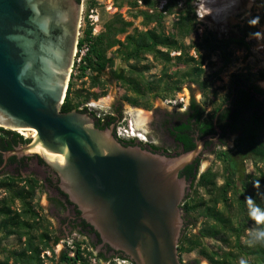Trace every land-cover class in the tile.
<instances>
[{"label":"water","instance_id":"obj_1","mask_svg":"<svg viewBox=\"0 0 264 264\" xmlns=\"http://www.w3.org/2000/svg\"><path fill=\"white\" fill-rule=\"evenodd\" d=\"M81 9L78 0H0V128L35 131L4 158H41L113 251L135 264H183L180 206L190 188L179 173L215 139L172 157L124 146L113 125L99 129L85 112H61Z\"/></svg>","mask_w":264,"mask_h":264},{"label":"trees","instance_id":"obj_2","mask_svg":"<svg viewBox=\"0 0 264 264\" xmlns=\"http://www.w3.org/2000/svg\"><path fill=\"white\" fill-rule=\"evenodd\" d=\"M180 1L166 0L159 11L155 4L143 1L147 10H141L137 15L142 18V24L145 27L141 31L133 29L131 33H128V30L132 27V22L126 21L118 13L110 16L103 22L101 32L95 37L91 35V27L87 25L83 41L89 42V51L84 58V64L80 66L79 76H84L86 72H91V80L95 83L108 70L112 80L121 82L128 87V90L135 97H125V99L136 106L139 98L154 94L165 79L168 81L172 78L171 75L167 74V68L173 61L187 58V61L190 63V70L181 77L189 83L196 84L204 91L207 83L200 81V76L203 74L201 69L202 62H196L192 56H189L188 50L192 46H185L181 41L187 38L194 30L196 31V19L190 8V1L184 0L183 3ZM179 3H181L183 8L175 12L174 10ZM129 6L135 8L137 3H129ZM171 15L175 16L172 32L166 33L164 18ZM121 37L123 38L121 39ZM232 45L245 49L249 47L243 37L240 39L218 40L215 35L205 33L202 35L199 48L211 53L217 52L224 64L227 65L230 60V48ZM112 49H115L114 52L126 62L128 68L127 74L129 76L112 69L114 64L113 58L108 56V53ZM176 52L179 55L171 56L172 53ZM145 56H151L153 60L163 64L161 70L163 78H160L157 83L141 80V75L148 68L144 66L141 67V70H137V65L141 64ZM250 76L243 74H233L231 76L230 91L223 103L228 107L222 109L223 111L220 112L217 126L224 131L229 130L230 132L240 133L234 141L233 148L234 154L237 157L249 158L254 162H263L264 90L255 84ZM255 79L258 82L264 81V71H259L255 75ZM165 87L170 92L180 90L179 87H172V84L169 85L168 82L165 83ZM71 88V83H68L66 95L60 107V111L63 113L72 110L79 111L78 105L73 103L70 97ZM191 103L193 107L199 109V104L195 100L192 99ZM219 108H215L209 114L207 122L201 130L202 133L213 132L212 123ZM203 113L204 110L200 108L197 123L200 121L199 119ZM107 119L114 120L108 116L98 117L95 126L99 129H104L107 125ZM176 140L184 143L189 148L193 146L186 137L177 136ZM28 143L29 140L17 132L0 128L1 152ZM221 155L226 160L229 159V162H233V157H230L227 152H223ZM195 164L198 165L199 162L196 161V163L187 166L179 173L180 177H185L186 180L191 179L192 182L190 184V191L180 206L185 227L178 243V253H189L199 250V254L208 264H241V261H245L246 264H264V244H258L254 248L241 241L247 224L253 222L248 214L249 210L245 197L252 196L256 204L261 208H264V197L260 199L254 192L249 193L247 187L250 182L246 181L242 186V193L236 199L238 203L236 213L235 215L230 214L231 209H228L230 206L228 193L231 191L235 194V183L232 173L226 171L223 184L217 186L216 174L210 170L199 174ZM0 188H3L6 192L5 197L0 200L2 204L0 208V232L2 233L0 242L2 239L10 236H16L22 245L19 251L8 252L2 264H9L10 260H12V264H42L40 259L41 253L45 251L53 253V249L50 243L48 222L39 216L33 204L38 188L37 182L29 179L20 186L6 179L0 180ZM254 188L264 195V182L257 183L254 185ZM197 189L205 190L209 198L207 201H204L201 197H198L196 204L191 205L193 203L192 196H194ZM16 202L19 203L20 207L17 211L10 208ZM198 210L200 211L199 215L205 219L203 231L197 235L192 234L190 237H187L185 228L191 223V214ZM44 222H46L45 226ZM34 231H40V234L36 237L32 234ZM204 238L221 242L231 250L222 252L221 254L217 252L208 253L202 244V239ZM22 239H24L23 242ZM36 240L37 243L35 242ZM57 242L55 240L53 244ZM181 262L183 264H199L197 260L188 262L181 260ZM59 263L88 264L82 255V251L78 248L74 252V258L68 257L67 252L64 251L60 255Z\"/></svg>","mask_w":264,"mask_h":264},{"label":"rangeland","instance_id":"obj_3","mask_svg":"<svg viewBox=\"0 0 264 264\" xmlns=\"http://www.w3.org/2000/svg\"><path fill=\"white\" fill-rule=\"evenodd\" d=\"M143 1H147L149 4H155L158 11L166 2V0H80L82 7L80 31L84 35L87 25L89 26L86 13L88 14L87 11L90 10L96 11L95 13L98 15L101 28L106 19L118 13L126 21L132 22V27L128 30V33H131L133 29H137L138 31L144 30L145 27L142 24V18L137 16L139 11L147 10ZM183 1L181 0L180 2L183 3ZM189 1L190 8L196 19V31L194 30L187 38L181 41L185 46H192L188 50V55L192 56L196 62H202L201 69L203 74L200 76V81L207 83L204 91L196 84L189 83L181 77L190 70V63L187 61V58H184L180 61H173L167 68V74L171 75L172 78L168 81L165 79L154 94L139 98L136 106L127 102L125 99V97H135L128 90V87L121 82L112 80L108 70L95 83L91 80V72H86L84 76L71 75L69 83L72 85L70 93L72 102L77 104L79 109H89L92 107L96 114L109 112L113 104L119 103L123 107L124 117L131 119L134 127H139L140 132L145 135L151 134V139L154 140L157 135H160V132L158 134L156 129L152 131V128H154L151 127L152 124L150 125L152 117L157 118L156 121H159V124H163L164 119L167 117L166 115L172 117L173 107L182 106V104H179L181 98L184 100V104H188L190 100L194 99L197 104L203 106L207 112L210 111L209 113H211L215 108L220 107L225 102L230 91V78L233 74L251 75V80L264 90V81L258 82L255 79V75L259 71H264V0ZM129 3H137V6L132 8L129 6ZM182 8L183 6L179 3L174 11H180ZM174 17V15H171L164 18V29L166 33L172 32ZM205 33L215 35L218 40L240 39L243 37L249 47L245 49L232 45L230 48L231 55L229 57V63L225 65L217 52L211 53L199 48L202 35ZM114 51L115 49H112L108 53V56L113 58L114 64L112 69L128 75L126 62ZM177 55H179L178 52L171 54V56ZM144 66L148 70L141 75L142 81L157 83L160 78H163L161 76L163 64L153 60L151 56H145L141 64L137 65V70H141V67ZM167 82L169 85L172 84V87H179L180 90L167 91L165 87V83ZM166 101H172L173 104H168ZM17 133L24 138L31 135L30 131L25 132L26 135L18 131ZM233 148L234 136L227 139L225 146H217L211 150L204 151L203 157L199 161V172L210 170L215 173L217 186L223 184L226 171L232 173V178L235 183V194L231 191L228 193L230 205L228 209H231L230 214L235 215L238 205L236 199L242 193V186L246 181L250 182L247 187L249 193L254 192L260 199L264 197L262 192L260 193V191H256L257 189L254 188V185L257 183L264 182V161L254 162L249 158L237 157L234 154ZM223 152H227L230 157H233V162H229V159L226 160L221 155ZM4 197L5 194L0 192V200ZM198 197H201L204 201H207L209 198L205 190L197 189L194 196H192L193 203L191 205L196 204ZM46 198L44 193L38 191L33 204L39 216L48 222L49 235H52L53 231L51 228L53 224L56 226V222L52 218L50 205L47 203ZM1 206L2 204L0 203V208ZM10 208L17 211L20 209L19 203L12 204ZM199 213L200 211L198 210L191 214V223L185 228L187 237H190L192 234L197 235L199 232L202 233L205 219ZM227 214L229 213L227 212ZM46 222H44V226ZM254 227L258 226L254 225L253 222L247 224L241 241L255 248L258 244L250 245L248 243L249 232ZM32 234L37 237L40 231H34ZM1 237L2 233L0 232ZM23 241L24 239H22ZM35 242L37 243V240ZM202 244L208 253L217 252L221 254L222 252L231 250L221 242L209 238L202 239ZM21 247L22 245L16 236L2 239L0 242V264L5 260L8 252L19 251ZM77 248L81 250L89 247L81 235L73 233L68 240L62 241L58 248L54 249L53 253L50 251L42 252L40 259L42 264H60L59 258L63 251L69 255L75 252ZM178 254L183 262L197 260L199 264H208L199 254V250ZM9 264H12V260L9 261Z\"/></svg>","mask_w":264,"mask_h":264},{"label":"flooded vegetation","instance_id":"obj_4","mask_svg":"<svg viewBox=\"0 0 264 264\" xmlns=\"http://www.w3.org/2000/svg\"><path fill=\"white\" fill-rule=\"evenodd\" d=\"M191 101L192 100H190V102L184 107H173L172 117L170 115H166L167 117L164 119L163 124H159V121H156L157 118H151L150 125L152 124L151 127H154L152 128V131L156 129L158 134L160 132V135H157L154 140L151 139V134H146L147 143H140L138 140L118 139L119 142L124 146H140L154 153H161L167 156L176 157L194 149L197 141L206 136H211V138L215 139V141H207L204 143L199 157L193 162L196 163V161L199 162L203 157L204 151L211 150L217 146H225L227 139L233 136L235 141L237 136L240 134L239 132L234 133L229 130L224 131L219 129L217 126V120L220 117L219 114L223 111L222 109L228 107L227 105L222 104L218 111H216L215 118L212 123L213 132L204 134L201 130L207 122L210 111L207 112L201 105H199V109L197 107H193ZM122 108L121 104L115 103L112 105L109 112L98 113V115H96L92 107L89 109L78 108V110L91 115L95 124L98 117L102 118L108 116L113 118L114 120H106L107 125L104 129L113 125L114 131L116 125L119 123H123L127 126L128 122L131 121L134 126L131 119L124 117V110ZM200 108L204 110V113L200 117V121L197 123ZM137 124L139 125V123ZM134 128L139 131V127ZM215 128L218 129L219 133L215 131ZM177 136L188 138L190 143L193 144L192 148L187 147L179 140L177 141ZM14 149L15 148H10L9 150L2 152L0 150V180L7 179L8 181L17 183L20 186L26 183L29 179H33L37 182L38 188L36 190V194L38 191H41L46 195V201L50 205V213L57 226L56 227L54 224L52 225L51 229L53 233L49 236L53 251L55 248H58L62 241L68 240L71 234L77 233L82 236L89 247L87 249H81L82 255L88 264H92L90 262L91 259H94L95 264H135L122 253L113 251L106 244H103L93 228L86 224L80 217V212L77 207L70 202L68 196L60 189V180L57 174L53 172L41 158L36 155L31 157L9 155L7 158H4L5 153L11 152ZM195 167L198 169L199 174L202 173L199 172V164H195ZM187 182H189L190 188V184L192 182L191 179L187 180ZM0 192L6 194L3 188H0ZM55 240L58 242L53 244V241ZM70 258H74V255Z\"/></svg>","mask_w":264,"mask_h":264},{"label":"built area","instance_id":"obj_5","mask_svg":"<svg viewBox=\"0 0 264 264\" xmlns=\"http://www.w3.org/2000/svg\"><path fill=\"white\" fill-rule=\"evenodd\" d=\"M87 12L88 14L86 13V17L88 19L89 26L92 28L91 35L95 37L102 30L101 25L99 24L98 15L95 13L96 11L94 10H90ZM83 40H84V35H83V32L80 31L78 35V40L76 43L75 51H74L73 63H72V67L70 70V78H71V75L73 76L79 75L80 66L84 64V58L89 51V42H86ZM183 101L184 100L181 98L179 104H182V106L184 107L186 104H184ZM166 103L169 104V103H172V101H166ZM114 134L117 139L131 140V139L137 138L139 141H141V143H147L145 134L137 131L132 125L131 121L128 122L127 126H125L123 123L117 124L114 130ZM73 255H74V252L70 253L68 256L73 257ZM90 262L92 264H95L94 259H91Z\"/></svg>","mask_w":264,"mask_h":264},{"label":"clouds","instance_id":"obj_6","mask_svg":"<svg viewBox=\"0 0 264 264\" xmlns=\"http://www.w3.org/2000/svg\"><path fill=\"white\" fill-rule=\"evenodd\" d=\"M131 140L138 139L134 138ZM139 142L141 143V141ZM245 199L249 210V217L253 221L254 225L258 226L254 227L249 232L248 243L250 245L264 244V208H261L259 205H257L252 196H246ZM241 264H246V262L241 261Z\"/></svg>","mask_w":264,"mask_h":264},{"label":"bare ground","instance_id":"obj_7","mask_svg":"<svg viewBox=\"0 0 264 264\" xmlns=\"http://www.w3.org/2000/svg\"><path fill=\"white\" fill-rule=\"evenodd\" d=\"M224 10V9H223ZM225 12V11H224ZM222 16V15H221ZM141 119H142V116H141ZM19 133L23 134V135H26V133L28 132V130H18ZM26 132V133H25ZM31 132V136L34 137L35 136V131H30ZM36 152H39V149L37 148L35 150Z\"/></svg>","mask_w":264,"mask_h":264}]
</instances>
